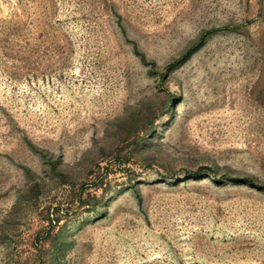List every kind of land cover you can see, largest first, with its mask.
Returning a JSON list of instances; mask_svg holds the SVG:
<instances>
[{
    "label": "rangeland",
    "instance_id": "1",
    "mask_svg": "<svg viewBox=\"0 0 264 264\" xmlns=\"http://www.w3.org/2000/svg\"><path fill=\"white\" fill-rule=\"evenodd\" d=\"M262 185L264 0H0V264H264Z\"/></svg>",
    "mask_w": 264,
    "mask_h": 264
},
{
    "label": "trees",
    "instance_id": "2",
    "mask_svg": "<svg viewBox=\"0 0 264 264\" xmlns=\"http://www.w3.org/2000/svg\"><path fill=\"white\" fill-rule=\"evenodd\" d=\"M213 30L215 31V29H213ZM213 30H208V31L204 32L200 36V38L198 39V41H196L192 47H190L182 56H180L179 59H177L175 62H173L170 65V67L173 66L175 63H181V62H184L185 60H187L196 50H198L203 45L204 40H205L207 34H209ZM134 49H135V53L140 57L141 61L142 62H145V55L142 52H139V50L137 49L136 46H135ZM110 154H111L110 158H107L106 157L107 154H104V153L103 154H100L99 158H97L98 160L95 161V165L98 167L99 166V163L101 161L108 162V161H111L112 159H113L112 161L116 160L115 163L117 164L118 167L121 166L124 163V162H121V160L117 159L116 156H113L114 155V152H111ZM53 164H55V162H53ZM53 167L55 169V166L54 165H53ZM248 178H250V177H248ZM250 180L253 181L252 178H250ZM256 185H258V184H256ZM262 187H264V186L262 185Z\"/></svg>",
    "mask_w": 264,
    "mask_h": 264
}]
</instances>
